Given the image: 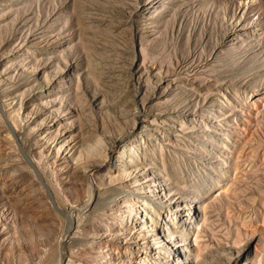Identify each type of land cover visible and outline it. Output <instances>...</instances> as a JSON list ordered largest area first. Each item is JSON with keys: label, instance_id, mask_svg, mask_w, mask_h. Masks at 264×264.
Wrapping results in <instances>:
<instances>
[{"label": "rangeland", "instance_id": "374dc122", "mask_svg": "<svg viewBox=\"0 0 264 264\" xmlns=\"http://www.w3.org/2000/svg\"><path fill=\"white\" fill-rule=\"evenodd\" d=\"M110 67L121 82L132 70L139 92V105L126 119L108 118V103L98 109L108 94L100 75ZM48 89L51 100L42 98ZM83 100L102 116L98 126L106 119L117 136L114 145H105V161L124 146L135 147L138 135L153 144L155 153L147 158L171 176L164 181L152 174L148 162L125 161L120 171L85 155L100 165L99 173L90 172L89 183L76 182L81 161L66 152L79 145ZM21 103L33 115L28 123ZM21 122L27 124L24 136L18 135L25 152L8 135L9 124L20 134ZM71 131L76 140L62 141L67 151L58 155L48 137L60 142ZM23 154L46 172L50 188L74 215L84 217L105 186L128 195L112 201L109 212H96L105 217L98 234L88 238L83 228L64 229ZM131 193L164 209L161 217L153 215L157 225L145 226L142 202ZM0 211V264L17 263L11 245L25 240L21 230L48 226L57 241L76 237L71 247H58L60 254L76 251L65 259L71 264H264V0H0ZM46 221L54 225L45 228ZM114 243L120 251L109 253ZM26 255L25 264L39 261Z\"/></svg>", "mask_w": 264, "mask_h": 264}, {"label": "bare ground", "instance_id": "6f19581e", "mask_svg": "<svg viewBox=\"0 0 264 264\" xmlns=\"http://www.w3.org/2000/svg\"><path fill=\"white\" fill-rule=\"evenodd\" d=\"M116 71L117 70H115L113 67H110V68H108V70H106L105 73H103V75L99 72L101 74L100 78H101V80L104 83V87L108 90V94L107 93H103L102 94L103 95L102 99L100 101H98V102H100V108H98V109H100L102 111L104 109V105L106 104V106H107V103H108V106L104 109L105 113H107V117L108 118L109 117H115V118L116 117H120V118L126 119L127 117H129L131 115L132 112L136 111L137 105H139V101L137 99V94H139V92H138V90L135 89V85H134V83H133V81L131 79L132 78V72H131L132 70H128L127 76L125 75L126 80L123 81V82L118 80V75L116 74ZM49 89H48V94L47 95L43 94L42 98H44L46 100L53 99L52 98L53 94L50 92ZM110 94H111L112 97L110 96ZM47 97H49V98H47ZM108 97H111L112 99H110ZM85 103H87V101L83 100V101H80V104H79L80 111L78 113V117L80 118V120L84 119L85 123H82V129L83 130H82V133L80 134L81 138L79 140V145H78L77 148L70 147L69 150L67 151V148L65 149L63 144H62V141H66L68 138H71V140H74V141L76 140V138H73V136L75 135L74 131H71L69 134L63 136V139L60 142L56 141V139H54L55 137H48V138H50L52 140L51 148L57 150L58 151V155H59V153L61 151H63V152L67 151L66 152V156L69 159L76 160V161H79V160L81 161V163L79 165L76 164L77 166L75 167V170H74L75 171L74 174L76 176V178H74L75 181L76 182H80V181H83V180H85V181L87 180V182L89 183V180L87 179L88 174L90 172L99 173V171L95 170V168L99 167L100 165H98V164L92 165L90 163L92 161H85L87 159L84 156L87 155L88 158H90L92 156L99 157V158L104 159V161H105V158L103 156V155H105L104 153H106L105 152L106 151L105 145L108 142H110V146L114 145L116 143V141H117V136H114V132H113V134H111L110 128L108 126H106V123H107L106 119L103 118V120H102L103 121V128L98 126L99 119L102 118V116L99 115V114H93L92 111H88L87 109L89 107ZM118 104H120L119 107H117ZM20 105H21V108L19 109L20 110V114L23 115L22 121L28 123L29 120L33 119V117H31L33 115H32L31 112H29V109L23 108V103H21ZM11 106L13 107L14 111H17V109L15 108L16 105L13 104ZM85 109H86V111H84ZM85 112H89V115L85 116ZM57 117H59V116H57ZM21 124H22V129H21L20 134H18L17 130H15L16 128L14 129L9 124V126H10L9 127L10 128L9 131L10 132L8 133V135L12 139H14L16 143H20V146H21L22 150L25 152V145H24L25 141L20 139L18 137V135L24 136V134L26 132V129H24V127L27 124H24L23 122H21ZM42 126H44L43 122H42ZM43 128H47V127H43ZM115 128H116V126H115ZM59 131H60V129L58 128V132ZM76 135L79 136V133L76 132ZM5 136H7V135H5ZM136 138L138 140V143L137 142L135 143V147L124 146L118 152L117 156L111 158V160L105 161L106 165H110V167L119 165L120 166L119 170L123 171V170H125V165H124L125 161H127L129 163L136 164V165H140V164L143 165V164L148 162L150 164H154L152 174L156 175L159 178H164V181H166L169 178V176H171V172L163 173V171L158 168V166H157L158 162L157 161H152V160H149L147 158L148 153H151V154L155 153L154 148H153V144H151L149 141H144L143 137H141V136L138 137V135H137ZM154 138H155L156 141L159 140V138L156 137V136H154ZM24 152H22V153H24ZM23 155L26 156L28 162L30 163V164L29 163L28 164L32 166V168L34 169V172L36 173L37 177L42 182V184L46 187L45 189L49 192L50 199H51V201L53 203L54 210H56V212L59 214V216L62 217V221H61L62 224H63L62 227L64 228V225H65L67 227V229H70V230L72 229V231H74L73 228H75V227L77 228V230H80V229L82 230V228H83V231H85V235L88 238H90L91 235L98 234L103 229V227L105 225V221H104L105 217L100 218L98 215H96V212L105 211V210H107V212H109V210H111L112 201H115L121 195L122 196H127L128 195V193H126L124 189H119V188H115V187H107V186H105L102 191H97L96 192V196L97 197L95 199H94V196H92V198L90 200V206L92 208H91V210L89 212H87V214L84 217H82L80 213L74 215V213H72L73 208L70 207V205L63 203V201L61 200V197L59 196V194L56 193V192H53V189L50 188V186H49V182L50 181L48 180V176L46 175V172L44 170H41V171L37 170L35 164H33V162L31 161V158L29 156H27L26 154H23ZM161 160L163 162L166 161L165 160V156L163 154L161 156ZM167 170H168V168H167ZM155 187L157 188V184H156ZM140 189L143 190L141 187H140ZM148 190L150 191L151 189H148ZM153 190H155V188H153ZM130 195H133L137 199L139 198L140 202H142L140 208H142L141 212L144 214V216H142V219L144 220L143 222H144L145 226H147V224L148 225H155V224L157 225V222L154 220L153 215L157 214L159 217H161V212L164 211V209L161 206H159V204L156 201H153L152 199L149 200L144 195H138V194H134V193H131ZM56 199H58L60 201V203ZM120 204L125 205L126 204V200L121 198ZM79 207H80V205H79ZM12 209H13V212H14L13 217L15 218L13 223H16L17 222V217H18L19 214L13 207H12ZM83 210H85V209H83ZM149 211H151V212H149ZM5 214H9V212L5 213ZM104 216H106V218H107V215H104ZM51 222L50 221H46L44 223V227L46 228L48 225H51L53 223V222L52 223ZM99 222L101 224H98ZM174 222L176 223L175 224L176 226H178L180 224V221H179L178 217H175ZM194 222H195V220L193 219V220H191L190 224L192 225ZM22 224H27V221L24 220L23 218H22ZM53 225H54V223H53ZM141 225H142V223H141ZM162 225L163 224H161L160 226H162ZM52 226H51V229L53 228ZM54 227H56V226H54ZM48 228H50V227L48 226ZM178 228L181 231V234L185 238H188V239L190 238V235L188 234L187 229H185L184 227H183V229H181L180 227H178ZM20 229H21V227H20ZM47 229L43 228V230L41 229L42 231H38V230L34 231L33 230V231H30V232H27V231L23 232V230H21L20 234L18 233V236L20 237V240H21V238L25 239V240H23L24 243L23 242L20 243L19 239L16 238V240H17L16 245L14 243L11 245V248H12L11 254H12V257L14 258V261L17 262L16 264H25L26 262L23 263L25 261V259H27V262H29L28 261V257L30 255H28V257H27V255H26L27 252H31L33 254V256L38 258L39 261H37L36 264H71V263H74V262L70 261V258H67L69 260L67 262H71V263L65 262V259H66V257H73V255H74V258H75V254H73V253H76V251H72V248H71L68 253L66 251V254H62V253L60 254L58 247L61 244L67 245L68 247H71L72 244H73V241L75 240L76 237L74 238L73 234H72L73 237L72 236L70 237V235L68 237V235H67L66 236L67 238H64V239H61L60 241L59 240L57 241V238L55 237V235L52 232L46 231ZM58 231H56V232L58 233ZM152 231L155 232L156 230H152ZM56 232L54 231V233H56ZM128 232H127V227L122 228V233H128ZM57 233H56V236H58ZM78 234H80V233H78ZM7 235L8 234L6 233L5 236H2L3 241L6 240V236ZM76 235H77V233H76ZM153 235H154V233L152 235L150 234V236H153ZM87 237H86V240H87ZM77 238H78V236H77ZM45 243H47L49 245V248H47V249L44 248L45 249V250L43 249L44 251L41 250V248L39 250H37V248H35V247H39L41 245H44ZM148 246H149V244H148ZM123 249H124V247L121 248L122 253H123L122 257H128L129 256L128 252L127 251L124 252ZM73 250H74V248H73ZM115 250L120 251V247L118 245H116L115 243L114 244H110L108 246V251H110L109 253H111V252H113ZM124 250H126V249H124ZM116 252H114V253H116ZM6 255H7V253H6ZM132 256H133V254H132ZM34 261H36V260H34ZM174 262H175V260H174ZM9 263L11 264L10 261H9ZM29 264H31V263H29ZM33 264H35V263H33Z\"/></svg>", "mask_w": 264, "mask_h": 264}]
</instances>
